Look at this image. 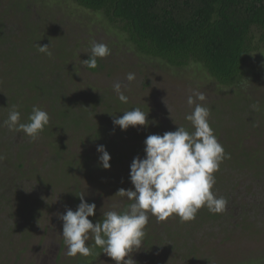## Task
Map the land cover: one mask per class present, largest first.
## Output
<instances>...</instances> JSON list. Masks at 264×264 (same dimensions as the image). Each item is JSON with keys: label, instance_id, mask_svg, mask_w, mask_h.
I'll return each instance as SVG.
<instances>
[{"label": "rangeland", "instance_id": "374dc122", "mask_svg": "<svg viewBox=\"0 0 264 264\" xmlns=\"http://www.w3.org/2000/svg\"><path fill=\"white\" fill-rule=\"evenodd\" d=\"M120 26L76 0H0V125L14 106L20 123H28L33 106L50 117L35 140L0 126V264H115L98 247L88 256L68 257L59 214L75 211L81 193L96 204L95 216L89 217L93 223L107 211H123L130 201L117 191L133 188L130 164L145 156L146 137L178 125L193 130L185 119L193 92L206 96L202 103L211 110L210 126L230 154L214 173L212 189L227 200L226 210L213 214L203 207L183 223L175 214L161 222L150 215L142 246L126 259L135 264H264L261 34H256L258 47L247 60L242 85L228 86L200 63L177 67L141 55ZM93 41L111 50L98 58L95 71L82 62ZM38 44L48 45L47 52ZM129 73L135 74L131 83ZM116 82L127 103L113 90ZM137 107L148 113L147 127L121 131L114 126L113 115ZM98 145L110 154V169L100 166Z\"/></svg>", "mask_w": 264, "mask_h": 264}, {"label": "clouds", "instance_id": "9594fccd", "mask_svg": "<svg viewBox=\"0 0 264 264\" xmlns=\"http://www.w3.org/2000/svg\"><path fill=\"white\" fill-rule=\"evenodd\" d=\"M37 46L41 52H47L49 48L48 45ZM47 54L51 55L50 52ZM110 54L111 50L106 44L93 41L89 58L82 61L83 65L94 69L98 66V58ZM134 79V73L127 74L129 83ZM121 89L120 82L113 84L118 99L127 103L128 97ZM204 101L206 96L202 92H193L187 97L191 112L185 115V119L190 122L192 131L178 125L175 131L146 137L145 156L133 158L130 164L129 177L133 188L117 191L130 201L123 211H107L103 213V219L93 223L89 217L95 216L96 204L86 202L85 194L81 193L76 195L80 203L75 211L67 208L65 213L59 214L68 257L77 254L88 256L93 247H98L115 264H135L133 259L126 257L142 246L150 215L161 222L175 214L183 223L193 220L203 207L213 214L226 210L227 200L218 197L212 189L216 183L214 173L225 159L230 158V154L225 152L210 126L211 110L204 106ZM164 103L171 115L170 107ZM122 113L119 117L113 115V124L119 126L121 131H126L130 126L147 127L149 124L148 113L139 107ZM20 119L21 114L14 106L0 126H6L9 131L23 132L35 140L50 121L48 113L37 106H33L28 123H20ZM97 152L100 153V166L105 170L110 169L111 156L105 146L98 145ZM90 239L94 244H86Z\"/></svg>", "mask_w": 264, "mask_h": 264}, {"label": "trees", "instance_id": "16d2710c", "mask_svg": "<svg viewBox=\"0 0 264 264\" xmlns=\"http://www.w3.org/2000/svg\"><path fill=\"white\" fill-rule=\"evenodd\" d=\"M76 2L104 12L111 23H121L120 29L141 55L177 67L200 63L223 85H242L247 60L258 47L256 34L264 41V0Z\"/></svg>", "mask_w": 264, "mask_h": 264}]
</instances>
